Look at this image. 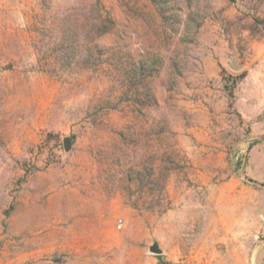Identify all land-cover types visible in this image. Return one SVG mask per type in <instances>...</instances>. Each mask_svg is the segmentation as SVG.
I'll use <instances>...</instances> for the list:
<instances>
[{"label": "rangeland", "instance_id": "rangeland-1", "mask_svg": "<svg viewBox=\"0 0 264 264\" xmlns=\"http://www.w3.org/2000/svg\"><path fill=\"white\" fill-rule=\"evenodd\" d=\"M0 264H264V0H0Z\"/></svg>", "mask_w": 264, "mask_h": 264}, {"label": "water", "instance_id": "water-1", "mask_svg": "<svg viewBox=\"0 0 264 264\" xmlns=\"http://www.w3.org/2000/svg\"><path fill=\"white\" fill-rule=\"evenodd\" d=\"M70 144H71L70 138L66 137L64 139V145H65L66 150L70 148ZM150 251H152L155 254H160L162 252V250L160 249V247L158 246L156 242L150 245Z\"/></svg>", "mask_w": 264, "mask_h": 264}, {"label": "built area", "instance_id": "built-area-1", "mask_svg": "<svg viewBox=\"0 0 264 264\" xmlns=\"http://www.w3.org/2000/svg\"><path fill=\"white\" fill-rule=\"evenodd\" d=\"M118 225H119V226L121 225V224H120V221H119Z\"/></svg>", "mask_w": 264, "mask_h": 264}]
</instances>
